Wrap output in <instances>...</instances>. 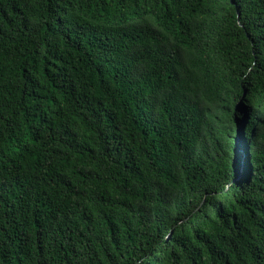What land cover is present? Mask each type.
Here are the masks:
<instances>
[{"label": "trees", "instance_id": "16d2710c", "mask_svg": "<svg viewBox=\"0 0 264 264\" xmlns=\"http://www.w3.org/2000/svg\"><path fill=\"white\" fill-rule=\"evenodd\" d=\"M0 264H264V0H0Z\"/></svg>", "mask_w": 264, "mask_h": 264}]
</instances>
